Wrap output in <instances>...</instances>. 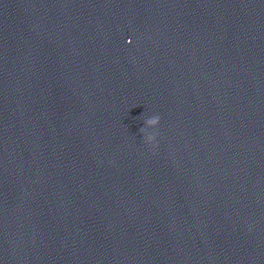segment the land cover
Instances as JSON below:
<instances>
[{"label":"clouds","instance_id":"1","mask_svg":"<svg viewBox=\"0 0 264 264\" xmlns=\"http://www.w3.org/2000/svg\"><path fill=\"white\" fill-rule=\"evenodd\" d=\"M127 43L131 44L132 43V39L131 38H128L127 40ZM160 116L159 115H153L151 117H149L145 123L148 124V125H151V126H155L157 128V126L159 125L160 123ZM157 135L158 133L156 132L155 135L153 136H150L147 138V140L144 139V142L148 145H151L153 148L157 147V143H156V138H157Z\"/></svg>","mask_w":264,"mask_h":264}]
</instances>
